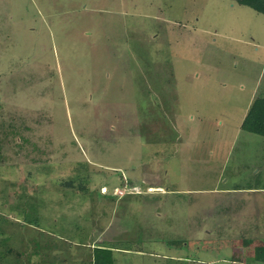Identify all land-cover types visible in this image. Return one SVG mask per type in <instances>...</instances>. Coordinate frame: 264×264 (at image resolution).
<instances>
[{"label": "rangeland", "instance_id": "rangeland-1", "mask_svg": "<svg viewBox=\"0 0 264 264\" xmlns=\"http://www.w3.org/2000/svg\"><path fill=\"white\" fill-rule=\"evenodd\" d=\"M257 98L238 0H0V264H264Z\"/></svg>", "mask_w": 264, "mask_h": 264}, {"label": "trees", "instance_id": "trees-1", "mask_svg": "<svg viewBox=\"0 0 264 264\" xmlns=\"http://www.w3.org/2000/svg\"><path fill=\"white\" fill-rule=\"evenodd\" d=\"M238 1L240 4L252 7L256 11L264 14V0H238ZM241 128L245 131L264 136V98H257L252 102L248 110V113L241 124ZM1 145L2 143L0 139V148ZM94 250L111 251L107 248L103 249L97 247ZM111 263L112 261H109L108 264ZM95 264H105V263H102V258H96Z\"/></svg>", "mask_w": 264, "mask_h": 264}, {"label": "crops", "instance_id": "crops-1", "mask_svg": "<svg viewBox=\"0 0 264 264\" xmlns=\"http://www.w3.org/2000/svg\"><path fill=\"white\" fill-rule=\"evenodd\" d=\"M103 187H105V186H103ZM134 187H137L136 185H134V186H132V188H134ZM147 188L149 189V191H153V190H150L151 188H154V189H156V190H161V188H159V187H153V186H147ZM156 190H154V191H156ZM233 214H235V212L233 213ZM107 248V249H109V250H111V251H114V252H124V253H128V252H130V250H126V249H120V248H118V247H113V246H105V245H98V243H96V241H95V243L94 242H92L91 243V248L92 249H95V248ZM246 251V253L248 252V250H245ZM140 253L141 251H139V250H135V251H133V253ZM236 253V252H235ZM115 260V259H114ZM245 262V258L242 260V258L241 257H232V263L233 264H243ZM111 264H114V262H112Z\"/></svg>", "mask_w": 264, "mask_h": 264}, {"label": "bare ground", "instance_id": "bare-ground-1", "mask_svg": "<svg viewBox=\"0 0 264 264\" xmlns=\"http://www.w3.org/2000/svg\"><path fill=\"white\" fill-rule=\"evenodd\" d=\"M160 190V189H159Z\"/></svg>", "mask_w": 264, "mask_h": 264}]
</instances>
